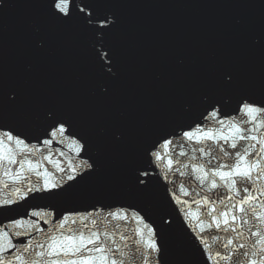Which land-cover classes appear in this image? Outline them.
<instances>
[{
    "label": "water",
    "instance_id": "obj_1",
    "mask_svg": "<svg viewBox=\"0 0 264 264\" xmlns=\"http://www.w3.org/2000/svg\"><path fill=\"white\" fill-rule=\"evenodd\" d=\"M84 2L73 0L77 10ZM91 3L99 15L109 16L114 22V27L108 25L111 31L106 37L100 33L93 36L89 31L90 27L101 26L97 20L89 27L79 21L68 25L49 21L42 0H8V7L0 12V129L12 130L29 145L40 148L27 158L40 161L41 171L46 168L61 176L63 173L56 172L57 161L69 171L70 163L76 166L83 160L95 161L91 175L86 171L85 179L78 176V183H65L63 196L47 200L40 199L39 193L30 195L14 204V211L0 212V224L19 218L36 219L26 213L41 207L54 210L57 220L70 216L77 224L69 222L66 227H81L87 233L95 230L93 219L101 220L116 209H130L139 212L161 234L165 251L160 264H216L215 259H208L197 239L198 225L203 223L204 237L213 245L208 252L214 255L217 245L211 236H225L207 229L211 217H206L205 197L215 201L219 210V200L235 193H229L223 184L212 189L209 183L201 185L196 180L201 173L192 165L206 163L217 152L212 156L193 152L206 145L181 137L197 126L219 128L210 118L214 109H219L221 118L239 119L236 95L250 93L264 98V51L252 42L264 33V0ZM37 29L48 40L42 51L31 42V34ZM98 40L111 49V72L95 62L94 51L104 50L96 44ZM225 68L235 72L236 84L230 89L222 86ZM12 92L17 93L16 104L6 102ZM52 112L71 123L74 139L82 144L87 141L86 152L77 155L70 141L60 143L47 135L52 130ZM262 132L264 129H257L253 134ZM118 135L122 137L119 141L115 139ZM45 139H53V143L44 145ZM165 139L173 140L166 150L168 156L154 163L149 153L158 150L154 146ZM207 145L216 147L211 141ZM224 147L230 153L235 151ZM180 151L188 155L179 156ZM42 155L50 156V160H43ZM168 158L173 159L172 171L167 169ZM232 160V156L220 153L208 167ZM143 170L148 171L147 177H141L148 182L146 188L136 183ZM0 180L10 185L4 188L0 183V200L16 199L10 193L17 187L21 194L26 191V182L13 184L10 176L2 175ZM31 180L37 181L34 174ZM69 183L74 186L68 188ZM258 184H264V179ZM181 185L185 191H181ZM255 194L264 201L259 191ZM89 213L92 215L81 224ZM39 226L46 230L50 227L42 220ZM137 227L135 221L111 217L100 224L101 230L116 233L118 243H122L121 234L131 237ZM247 229L248 225L242 226L245 235L240 237L241 242H251ZM37 236L43 239L44 233Z\"/></svg>",
    "mask_w": 264,
    "mask_h": 264
},
{
    "label": "snow or ice",
    "instance_id": "obj_2",
    "mask_svg": "<svg viewBox=\"0 0 264 264\" xmlns=\"http://www.w3.org/2000/svg\"><path fill=\"white\" fill-rule=\"evenodd\" d=\"M42 3L48 20L58 25H68L79 21L85 27H89L93 20H97L100 21L101 26L90 27L89 31L93 36L100 33L104 37L111 31L108 25L115 26L109 16H101L97 13L91 0H85L78 10L73 0H42ZM0 4H2L0 7V12H2L8 7V0H0ZM86 9L90 10L86 12ZM47 41V36L41 29L31 34V42L37 51L44 50ZM252 42L264 51V33L255 37ZM96 44H101L104 50L94 51L95 62L102 70L107 67L111 72L110 65L114 63L111 49L106 47L103 40L96 41ZM93 47L95 48V45ZM105 60L109 63L106 64ZM235 84V72L225 68L222 86L230 89ZM103 90L108 91L107 88ZM236 97L239 119L221 118L219 109H214L210 113V118L220 126L219 128L205 130L197 126L195 131H185L181 137V139L186 138L188 141L206 145L192 149L193 152L198 151L205 156H212L213 151L217 152V156H212V159L206 163L192 165L195 172L201 173L196 176V180L201 185L209 183L212 189H218L223 184L229 193H235L219 200L222 205L219 210L215 207V201H210L208 197H205L206 209H208L206 217H211V221L207 223V229L212 233H225L223 238L215 234L211 236L217 245L214 255L208 252L213 245L209 244L204 237L203 223L198 225L200 235L197 239L205 247L208 259H215L216 264H220V261L226 264H264V210H262L264 201L259 200L255 194V191H259L260 195H264V184H258V181L264 179V132L259 135L253 134L257 129H264V98H257L250 93H241ZM227 99L230 100L231 96ZM6 102L18 103L17 93H9ZM51 116L52 130L47 132V135L60 143L65 140L70 141L75 146L77 155H80L82 151L86 152L87 141L82 144L73 138L74 133L70 132L71 123L62 119L56 112H52ZM53 139H45L43 144L50 145ZM115 139L119 141L122 137L118 135ZM209 141L216 145L215 149L207 145ZM172 144V139H165L162 144L154 146L158 150L149 153L154 158L153 162L163 161L168 156L166 150ZM257 144L260 145L259 148L256 147ZM225 145L235 151L230 153L224 147ZM35 152H40V148L29 145L24 138L19 134H14L12 130L0 129V175L10 176L13 184L27 183L26 191L22 194L19 187L10 193V196L16 199L0 200V212L14 211V204L20 200L29 199L30 195L34 197L37 193L40 194V199L47 200L63 196L67 191L64 187L66 182L78 183L77 177L85 179L84 172L86 171L89 175L92 174L95 161L89 163L88 160H83L76 166L70 163L68 166L70 171L60 167L57 161L56 172L63 173L61 176H57L56 173L46 168L41 171L40 161L34 162L27 158ZM220 153L223 157L232 156V162L217 164L214 168L208 167ZM178 155L187 156L188 153L180 151ZM42 159L50 160V156L42 155ZM192 159L197 158L193 156ZM176 163L180 162L177 160ZM172 165L173 159L168 158V171H172ZM183 166L187 168L189 165L184 164ZM33 174L37 178L35 183L31 180ZM147 176V170L139 172L136 177L138 187H147L148 182L141 178ZM0 183L3 181L0 180ZM73 186L72 183L68 184V188ZM254 186H256L255 191ZM3 187L9 188L10 185L3 183ZM181 191H185L183 185H181ZM196 204L200 206L201 202L197 200ZM26 214L36 219L19 218L12 219L7 224H0V264H160L165 251L161 234L135 210L121 208L109 211L101 220L93 219L91 224L95 230H88L87 233L81 227L75 229L66 227L69 222L72 225L77 224V220L71 219L70 216H63L57 220L56 213L52 209L38 207ZM91 215L92 213H89L84 216L81 224ZM96 215L99 216V213ZM108 217L116 221H135L139 227L133 230L134 235L131 237L121 234L119 240L122 243H118L115 239V232L100 229V224ZM41 220L44 224L50 225L49 229L46 230L39 226ZM237 220H239L240 227H237ZM245 224L248 225L247 239L251 241L250 243L240 241V237L245 235L242 231V226ZM84 227L87 226L84 225ZM38 232L44 233L43 239L37 236Z\"/></svg>",
    "mask_w": 264,
    "mask_h": 264
}]
</instances>
